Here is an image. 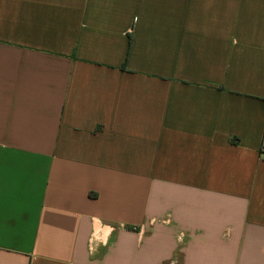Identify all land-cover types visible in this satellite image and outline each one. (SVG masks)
<instances>
[{
	"label": "crops",
	"instance_id": "obj_1",
	"mask_svg": "<svg viewBox=\"0 0 264 264\" xmlns=\"http://www.w3.org/2000/svg\"><path fill=\"white\" fill-rule=\"evenodd\" d=\"M0 264H264V0H0Z\"/></svg>",
	"mask_w": 264,
	"mask_h": 264
}]
</instances>
